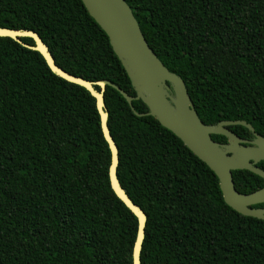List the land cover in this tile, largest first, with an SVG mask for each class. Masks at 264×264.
I'll return each instance as SVG.
<instances>
[{"label": "trees", "instance_id": "obj_1", "mask_svg": "<svg viewBox=\"0 0 264 264\" xmlns=\"http://www.w3.org/2000/svg\"><path fill=\"white\" fill-rule=\"evenodd\" d=\"M125 2L203 124L245 121L264 138V0ZM0 27L35 32L68 74L135 97L80 0H0ZM104 103L118 181L147 217L140 263L264 264V221L227 206L215 174L156 119L136 117L109 86ZM132 106L148 112L140 100ZM109 165L91 94L0 37V264H132L137 222L110 187ZM232 178L241 194L264 187L248 171Z\"/></svg>", "mask_w": 264, "mask_h": 264}, {"label": "water", "instance_id": "obj_2", "mask_svg": "<svg viewBox=\"0 0 264 264\" xmlns=\"http://www.w3.org/2000/svg\"><path fill=\"white\" fill-rule=\"evenodd\" d=\"M80 1L89 16L107 36L113 53L135 91V97L108 81L89 82L68 74L55 64L49 48L35 32L0 27V37L11 38L25 48L37 51L55 75L85 88L95 99L101 133L110 151L108 170L110 187L135 216L137 222L132 264H141L140 254L147 217L142 209L130 200L117 178L118 148L108 128V113L104 103V91L107 86L116 90L125 99L136 117L156 119L203 162L217 177L227 206L244 217L264 221V208H254L264 204V187L250 194H241L236 191L232 178V172L248 171L264 180V170L257 167V164L264 162V138L256 134L253 127L245 121H222L214 126L203 124L190 100L184 81L170 72L148 46L125 0ZM21 38L31 39L34 46L22 43ZM96 86L99 87V91L95 90ZM138 100L145 104L147 113L139 114L134 110L132 102ZM231 126L247 129L252 133L253 139H241L228 129ZM212 135L224 137L227 143L213 141Z\"/></svg>", "mask_w": 264, "mask_h": 264}]
</instances>
